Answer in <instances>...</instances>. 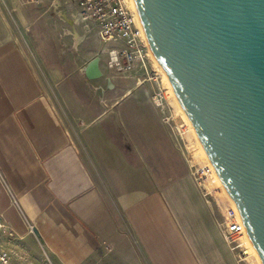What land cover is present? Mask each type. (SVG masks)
I'll return each mask as SVG.
<instances>
[{
    "label": "crops",
    "instance_id": "0c3cea01",
    "mask_svg": "<svg viewBox=\"0 0 264 264\" xmlns=\"http://www.w3.org/2000/svg\"><path fill=\"white\" fill-rule=\"evenodd\" d=\"M10 1L0 8V250L15 264H237L193 182L149 181L141 149L130 166L104 115L76 100L81 78L90 88L81 66L100 53L80 65L85 39L56 55L51 16ZM86 118L95 122L76 130Z\"/></svg>",
    "mask_w": 264,
    "mask_h": 264
},
{
    "label": "water",
    "instance_id": "95a60500",
    "mask_svg": "<svg viewBox=\"0 0 264 264\" xmlns=\"http://www.w3.org/2000/svg\"><path fill=\"white\" fill-rule=\"evenodd\" d=\"M150 50L264 264V0H133ZM99 69L89 67V76Z\"/></svg>",
    "mask_w": 264,
    "mask_h": 264
},
{
    "label": "built area",
    "instance_id": "2783aa9c",
    "mask_svg": "<svg viewBox=\"0 0 264 264\" xmlns=\"http://www.w3.org/2000/svg\"><path fill=\"white\" fill-rule=\"evenodd\" d=\"M24 6L38 7L51 16L53 28L62 55L71 53L81 44L94 29L102 44L112 43L111 48L103 47L100 54L85 60L80 68L83 79L90 89L103 97L112 90L113 78L120 80H136L139 84L151 86L150 99L154 108L162 116L164 124L173 125L180 139L188 130L179 126L166 95V86L158 67H154L151 50L141 26L135 6L129 0H17ZM105 56V59L103 58ZM104 62L107 72L101 69ZM96 63L99 75L89 76V67ZM161 68V67H160ZM105 80V84L93 85L92 82ZM172 103V102H171ZM204 166V165H203ZM203 166H193V176L202 196L211 193L203 187L207 170ZM213 168V167H212ZM228 220L226 219V216ZM220 228V236L225 243L236 251L238 264H248V258L241 245V239L248 238L244 225L237 211L229 210ZM0 264H15L12 256L0 250Z\"/></svg>",
    "mask_w": 264,
    "mask_h": 264
},
{
    "label": "rangeland",
    "instance_id": "374dc122",
    "mask_svg": "<svg viewBox=\"0 0 264 264\" xmlns=\"http://www.w3.org/2000/svg\"><path fill=\"white\" fill-rule=\"evenodd\" d=\"M7 1L8 0H0V8L7 6L12 9L17 6L14 2ZM57 45L59 46L58 43H54L55 54L61 56L60 52L57 51ZM113 46L112 43L102 44L97 38L96 31L92 29L86 41L78 47L76 51L74 50L73 56H75V60H78L80 64L81 61L83 63L85 58L94 55L96 52L100 53L103 47L111 48ZM103 58L105 59V56H103ZM154 62L155 61H153V65L155 67L157 64ZM101 69L107 72L104 62L101 63ZM99 82H102V80ZM78 84L79 85L74 86L75 88L73 87L76 100L81 101L84 105H89L91 109H95L94 114L104 115L102 117L103 121L101 122V126H105L106 134L111 137L113 144L116 147H121L123 153L127 157L129 165L135 166L137 165L136 162H139V159L136 157V152L137 148H140L141 151L139 152L143 155L144 159L143 169L146 172L145 178L149 181L152 180L154 182V180H159L161 187L169 180L176 182L184 180L193 182L201 197L211 205L213 209L212 217L220 232L228 209H230L229 204L231 203L227 201L226 196H224L217 185L211 184L207 180L204 188L208 190L211 195L205 198L202 196L193 176V166L198 167L200 164L191 161L193 153H198L195 139L191 133H189V130H187L181 140L173 125L164 124L162 122L161 114L151 103V86L148 83L139 84L134 79L124 80L121 82L122 90H118L116 91L117 93L115 92L102 99L99 92L95 93L82 82V78L79 80ZM169 102L171 108H174L173 115L175 116L177 109L174 104L171 103L173 101L169 100ZM111 105L114 106V110L108 111ZM118 106L122 108L120 112L117 110V108H119ZM107 114L108 117H105ZM86 120L88 121L84 122ZM86 120H83V122H81V120L76 122L72 120L73 124L81 125L80 127L76 126L75 129L81 131L83 129L80 128H83L84 125L87 126L95 122V120H90V118H86ZM176 123L178 124L177 119ZM71 131H74V129L71 128ZM190 161L193 164L190 163ZM160 193L163 192L160 191ZM241 245L243 249L248 247L246 239H241ZM232 254L237 263L236 251L233 250ZM249 260L250 259H248V264H253L252 261Z\"/></svg>",
    "mask_w": 264,
    "mask_h": 264
},
{
    "label": "bare ground",
    "instance_id": "6f19581e",
    "mask_svg": "<svg viewBox=\"0 0 264 264\" xmlns=\"http://www.w3.org/2000/svg\"><path fill=\"white\" fill-rule=\"evenodd\" d=\"M129 3H130V6L134 7L133 0H129ZM151 57H152L153 61L156 62V63L155 62L154 63L158 65V66L156 65V67H158L159 71L161 72L163 81H164L165 86H166V95L169 98V100L173 101L172 104H174V106L177 109V113H176L175 116H176L178 124L180 126H182V125L186 126V128L189 130V133H191V135L195 139V144L197 146L198 153L194 152L192 158L189 155V157L191 158V161L199 163L200 166L204 165L203 166L204 171H206V169H208L207 173L204 175V176H206V180L208 182H210L211 184H215V185H217L219 187V189L224 194V196H226L227 201L229 203H231V204H229L230 205V207H229L230 209H228V211L232 209V211L235 212V208H234L235 206L233 205L231 199L228 197V195L226 194L225 190L223 189V187H222V185H221V183H220L215 171L213 170L211 164L208 161V158H207V156H206V154H205V152H204V150H203L198 138L196 137V135L194 133V130H193L190 122L188 121L186 115L184 114L183 110L181 109L180 105L178 104L177 100L175 99V96H174V94L172 92V89L169 86L168 79H167L164 71L162 70V68H160L158 62L156 61V59L154 58L152 53H151ZM93 75L98 76L99 75L98 71H94ZM190 154H191V152H190ZM206 180H205V182L203 184V187H205V185H206ZM228 217L229 216L227 215L226 216L227 220H228ZM242 239H244V240L246 239V241L248 242V247L244 249L245 250V254L247 255V258L250 259L253 264H261L259 259H258L257 254H256V252H255V250H254V248H253V246H252V244H251V242L249 240V238L244 236V238H242Z\"/></svg>",
    "mask_w": 264,
    "mask_h": 264
}]
</instances>
